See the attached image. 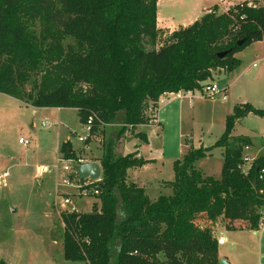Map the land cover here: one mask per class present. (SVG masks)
<instances>
[{"label":"trees","instance_id":"trees-1","mask_svg":"<svg viewBox=\"0 0 264 264\" xmlns=\"http://www.w3.org/2000/svg\"><path fill=\"white\" fill-rule=\"evenodd\" d=\"M169 33L158 28V0H0V93L36 109H77L83 124L96 115L105 128L121 126L103 143L100 205L89 213L60 214L66 261L220 264L208 220L223 217L230 229L243 220L258 228L264 156L243 174V150L252 142L234 135L248 115H264L251 104L233 109L214 147L224 149L221 179L196 166L214 148L190 146L174 162L170 195L152 201L127 181L129 169L148 163L135 153L119 155L127 128L148 124L162 95L201 92L218 71L237 69L236 55L264 40V6L245 1L226 13L214 6ZM100 126L96 122L92 133ZM137 136L147 142L145 134ZM71 148L67 142L60 151L76 160Z\"/></svg>","mask_w":264,"mask_h":264},{"label":"rangeland","instance_id":"rangeland-1","mask_svg":"<svg viewBox=\"0 0 264 264\" xmlns=\"http://www.w3.org/2000/svg\"><path fill=\"white\" fill-rule=\"evenodd\" d=\"M206 1L159 0V15L163 18L159 22V29L169 27L165 30L169 32L181 29L179 25L185 24L184 17L194 15L195 10L203 11ZM173 20L174 23H171ZM263 47L264 45L258 42L246 47L236 55L241 61L237 69L231 73L215 75L209 83L217 85L220 90L228 87L226 101L221 94L214 98L205 96L196 99L195 97L199 95V92H196L195 100L191 101L193 104L191 108L181 103L180 111V103L175 102L163 111L161 115H165L164 113L177 115V111L172 114L175 108L184 115L183 139L181 135L179 136L175 121L169 128L166 127L165 138L152 137V151L145 153L152 162H157L158 169L165 164L163 167L165 179H174L172 162L175 157L181 158L178 153L181 145L184 152L187 151V147L192 146L187 144L188 139H193V145L198 148L203 145L204 148L215 147L225 132L227 116L233 113L236 106L248 103L264 111ZM35 112L31 106L0 93V175L5 172L9 174L5 184L0 187V261L4 259L8 264H84L69 262L64 258L63 223L60 217V212H64V209H61V204L64 195H69L78 212L88 213L94 204L100 205V201L92 195L78 196V191L74 187L63 185V177L72 180L75 176L72 172L62 170L69 159L57 150V135L61 134L62 144L67 138L70 141L71 150L77 156L76 160L71 159L75 171L80 160L99 159L98 157L103 155V143L108 138L107 134L109 131L121 129V126L116 128L100 126L90 136L75 109L58 112L55 108H50L39 111L38 116H35ZM44 121H48L51 126L43 127ZM142 128L144 127L127 128L120 140L119 155H128L130 151L136 150V143L141 140L137 134L142 133L140 131ZM263 134L264 115L256 114H250L237 123L234 131L235 136H247L255 141L260 150L258 156H264V142L261 141ZM80 137H88L89 140L82 142ZM21 138L29 140L31 145L24 147L19 142ZM163 143L165 149L160 147ZM147 146L139 147L142 153ZM222 153V148H214L211 156L198 161L197 168L208 176L221 179ZM58 163L60 170H52L42 178L37 177L38 166L53 168ZM145 174L147 179L152 177L151 171ZM77 183L79 184L78 181ZM166 193L168 191L162 194ZM155 194L156 189H150V198ZM203 221L204 218L201 222Z\"/></svg>","mask_w":264,"mask_h":264},{"label":"crops","instance_id":"crops-1","mask_svg":"<svg viewBox=\"0 0 264 264\" xmlns=\"http://www.w3.org/2000/svg\"><path fill=\"white\" fill-rule=\"evenodd\" d=\"M245 1L251 2V1H255V0H207L206 1V3H207L206 6L204 8H202L203 11L197 12L195 10L194 11V15L184 17V19H185L184 23L185 24L183 26L179 25V27L180 28H186V27L192 25L193 23H195L197 20H199L205 13H207L214 6H217L219 8V13H226L227 10L231 6H234V5L238 4V3L245 2ZM259 1L264 6V0H259ZM160 20H163V18H161L160 15H159V0H158V28H160V26H159ZM171 23H174V20L171 21ZM167 26H169V25H167ZM161 28H164V27H161ZM165 28H167L165 30H168L169 27H165ZM178 29L179 28H177V30ZM175 30L176 29H173L171 32H173ZM258 43L264 45V40L262 42H258ZM262 52L264 54V47H263ZM255 66H256V64H254V67ZM223 73H225V72L224 71H218V73H216V76H219V75H221ZM221 90L226 91V100H227V94L229 92L228 87H224ZM204 97H205L204 95H200L199 94L195 98L196 99H200V98L202 99ZM195 98H194V100H195ZM226 100H224V101H226ZM175 102H179L180 103L179 109L181 108V105L183 103L185 104V106H188L189 108H191L192 105H193V104H190V103H188L186 101H179V100L178 101L174 100V101L164 105L160 109V111L158 113L159 125L155 126V127L142 126L144 128L140 129V131L143 134L146 135L147 142H142L140 140L139 143H136V146H137L136 150L130 151L128 153V154H131L132 152H135V154H136L135 156H136L137 159H142V160H145V161L148 162L143 167L129 169L128 170L127 181L129 183L136 184L140 188H143L149 198H150V196H149L150 189H156V194L153 196V198H150V200H152V201L157 200L161 195H163L162 193H165L166 191H168V193H166L165 195H170L171 194V189L169 188L168 184L174 181L175 174H174V179L173 178H166L165 179L164 175H163V169H164L163 167H164L165 164H163V167H160L158 169L157 162H152L151 159H149L148 157L145 156V153L148 152V151H150V152L152 151V149H151V146H152L151 141L153 140L152 137L160 139V138H162V136H164V138H165L166 129L169 128V126H171V123H174L175 121H176L175 125H178L179 136L181 135V137L183 139L184 134H182V133H184V131H183L182 121L184 120V115H181V113H180L181 109H180V111H178V109H175V108L173 109V113L172 114H175V111H177L176 112L177 115H168L169 113L168 114L164 113L165 115H161L163 113V111L168 109L171 105H173L172 103H175ZM23 104H25V103H23ZM25 105H27V104H25ZM27 106H30V105H27ZM32 108L36 111L34 113L35 116H38L40 114L39 111L50 109V108L36 109L34 107H32ZM55 109L58 112H61V111L64 110V108H60V109L59 108H55ZM75 110L79 114V111L77 109H75ZM50 126H51V124L49 123V127ZM245 137H247V136H245ZM262 138H263V136H262ZM62 139L63 138H62L61 134L58 133L56 145H57V150L59 152H61L60 149H61V146H62ZM67 139L63 142V144L67 143V142H70ZM88 140H87V142H88ZM261 141L264 142V138ZM261 141H259V142H261ZM251 142H252V145H251L252 154L255 157H257V158L262 157V156H258V154H257V153H259L260 150L258 149L259 147L255 144V141L251 140ZM187 144H191L192 147L198 148V147H195L193 145V139H188ZM30 145H31V142H30ZM143 145H146V146L148 145L147 147L144 148V153H142L141 150L139 149V147L143 146ZM186 146H188V145H186ZM160 147H161V149L162 148L165 149L164 143ZM124 150H125V148H124ZM187 150H188V147H187ZM186 152L183 151L182 145H181L180 149L178 151V153L181 156V158L184 156V154ZM223 153H224V149H223ZM123 156H126V155H123ZM101 157H98L99 159H97V160H84V161H85V163H98V164H101V162H100ZM177 160H179V158L175 157L173 162H172L173 163V169H174V162L177 161ZM222 167H223V165H222ZM152 170H154L155 173ZM149 171L152 172V177L150 179H147L146 176H145L146 175L145 173H147ZM206 176H208V175H206ZM92 208H93V206H92ZM61 213L62 212H60V214ZM206 221H207V219L205 221H203V222H206ZM207 222H208V225H210L212 227V229H213V231L215 233V236L217 238V241L219 239L223 240V243L219 244V250H218V252H219V260L220 261L221 260H225L226 263H228V264H264V230H259L258 228L256 230H253V229L250 228L248 222L247 221H243V220L235 221L233 223L234 228L230 229L228 227V224H230V222L228 220H225L223 217H220L216 221H213V222L209 221V220ZM63 230H64V224H63ZM3 261H5V260L3 259Z\"/></svg>","mask_w":264,"mask_h":264},{"label":"built area","instance_id":"built-area-1","mask_svg":"<svg viewBox=\"0 0 264 264\" xmlns=\"http://www.w3.org/2000/svg\"><path fill=\"white\" fill-rule=\"evenodd\" d=\"M196 92H188V93H184V92H180V93H166L164 95H162L160 97V99L158 100L157 104L155 107H152L150 111H152L150 117L151 120L149 121L148 124L145 125H140V126H149V127H155L159 125V120H158V113L160 111V109L174 101V100H179V101H186L188 103L191 104L192 99H194ZM201 93V95H204L208 98H214L217 95H222L223 99L226 100V91L224 90H220L219 87L215 84L213 85H206L203 88V91L199 92V94ZM99 122L101 124V126L103 125V122L100 121V119L96 116V115H92L88 121L85 123L86 125V129L89 133V135L91 136L92 134V128L93 125ZM43 127H49V123L47 121L42 123ZM130 128H132L130 126ZM263 138H264V134H263ZM89 138L88 137H80V140L82 142H87ZM20 144H22L24 147H29L30 146V141L21 138L19 140ZM139 157V156H138ZM243 163L241 165V169L243 174L248 175L250 169L253 167L255 161L257 160V157H255L252 152H251V146H246L244 147L243 150ZM61 161V160H59ZM85 161L84 160H80L79 163H75L77 166L75 168L74 171V167L72 166V160H67L62 168V170L64 172H72L75 176V179L79 182V184L81 183V185H79L77 183V181L75 179L69 180L67 177H63L62 178V183L63 185H69L74 187L77 191H78V196H98L99 195V183H101L102 181V177L100 180L97 181H92L91 179H85V180H80L77 176V172L78 169L80 167V165L84 164ZM52 170H60V166L59 163L53 167V168H49L48 166H39L37 167L36 170V175L38 178H42L45 175H47L48 173H50ZM9 177V174L7 172L3 173L0 176V187L2 185L5 184L6 179ZM258 179L260 181V183L262 184V187L264 189V166L260 167L258 169ZM61 209H64V212H69V213H74V212H78V209L73 201V199L68 195H64V199L63 202L61 204ZM258 229L259 230H264V211L261 213V218L259 220L258 223ZM223 240L219 239L218 240V244H222Z\"/></svg>","mask_w":264,"mask_h":264},{"label":"water","instance_id":"water-1","mask_svg":"<svg viewBox=\"0 0 264 264\" xmlns=\"http://www.w3.org/2000/svg\"><path fill=\"white\" fill-rule=\"evenodd\" d=\"M77 176L80 180L91 179L92 181L100 180L102 177V165L98 163H84L80 165ZM220 264H228L221 260Z\"/></svg>","mask_w":264,"mask_h":264}]
</instances>
